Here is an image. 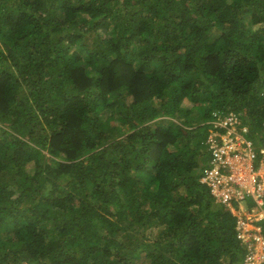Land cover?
<instances>
[{"label": "trees", "instance_id": "1", "mask_svg": "<svg viewBox=\"0 0 264 264\" xmlns=\"http://www.w3.org/2000/svg\"><path fill=\"white\" fill-rule=\"evenodd\" d=\"M229 112L264 145V0H0V264H243Z\"/></svg>", "mask_w": 264, "mask_h": 264}, {"label": "built area", "instance_id": "2", "mask_svg": "<svg viewBox=\"0 0 264 264\" xmlns=\"http://www.w3.org/2000/svg\"><path fill=\"white\" fill-rule=\"evenodd\" d=\"M215 126L226 131L209 137L213 166L202 181L237 217L238 239L247 249L244 264H264V145L254 147L235 112L219 115Z\"/></svg>", "mask_w": 264, "mask_h": 264}, {"label": "clouds", "instance_id": "3", "mask_svg": "<svg viewBox=\"0 0 264 264\" xmlns=\"http://www.w3.org/2000/svg\"><path fill=\"white\" fill-rule=\"evenodd\" d=\"M240 240V239H239ZM241 241V240H240ZM242 243V242H241ZM243 245V244H242ZM244 246V245H243ZM246 248V247H245ZM246 256V255H245ZM243 264H244V262H243Z\"/></svg>", "mask_w": 264, "mask_h": 264}]
</instances>
